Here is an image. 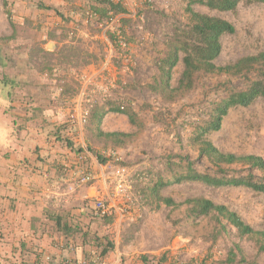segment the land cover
Here are the masks:
<instances>
[{"label":"rangeland","instance_id":"374dc122","mask_svg":"<svg viewBox=\"0 0 264 264\" xmlns=\"http://www.w3.org/2000/svg\"><path fill=\"white\" fill-rule=\"evenodd\" d=\"M85 1L82 7L85 13L80 17L85 22L90 21L87 24L89 31L101 34L98 22L89 16L93 14V1ZM124 1V15L131 11L136 14L134 19L122 18L118 22V29L123 31L128 48L123 56L117 55L114 61L116 72L105 71L108 80L98 81V85L93 84L89 88L90 96L86 106L89 118L96 107L102 108L103 117L108 111L126 115L128 118L125 117V122L118 130L124 129L123 125L128 124L134 132L131 134L133 138L124 146L116 147L111 140L97 135L92 117L84 128L91 136L89 139L92 149L98 152L106 150L105 154H101L105 159L127 166L130 169L129 182L133 188H140L138 191L141 190L148 200L144 204L147 205L146 209L138 213L140 217L133 212L125 222L126 233H141V242L149 250L160 251L158 256L151 255L156 259L154 264H191L202 260L208 261V264H223L234 243L242 248L245 257V263L242 264H264V254H258L256 242L246 237L239 238L233 228L212 243L209 239L215 233L213 221L208 217L191 218L186 205V201L190 199L211 200L217 205L227 206L247 224L260 231L264 230V194L244 187L211 188L200 183L176 182L177 178L187 173L188 162L184 157L188 155L194 160L198 155V148L191 140L199 132L198 128L203 127L208 120L212 106L228 98L231 91L246 90L249 85L247 77L255 80L256 74L244 77L200 73L195 76L191 89H182L174 95V99L163 100L151 92L147 85L161 77L157 63L165 57L177 27L189 24L186 9L193 0ZM21 2L27 3V7L34 11L47 9L43 0ZM193 9L225 19L236 29L234 35L222 38V52L216 61L218 66L234 64L243 58L264 52V4L240 5L236 13L213 11L199 3H195ZM41 16L42 14L37 15L36 20H41ZM62 17L66 23L75 22V16L67 14ZM101 23L105 24L106 21ZM108 36L112 42L116 40L115 34L109 33ZM18 38L17 34L0 36V48L7 60L5 65H0V78H17L24 70L23 64L11 58L12 53L21 50L16 46ZM56 38L58 37L49 36L31 48L29 65L32 70L52 77L57 86L69 85L66 90L69 94V100L66 101L68 105L78 93L81 76L86 68H100L106 56L107 45L98 41L99 50L92 52L85 47L87 41L84 38L77 37L70 28H62L60 40L74 43L63 48L65 57L62 60L55 56ZM48 41L55 44L53 50L44 47ZM43 51L54 54L52 57H45ZM183 70L181 61L172 74L173 88L179 87ZM112 120L115 122L121 118L117 116ZM206 138L221 152L257 155L264 159V101L258 100L248 108L231 109L223 120L221 130ZM86 145L89 146V142L86 141ZM137 164L141 165L135 167ZM195 168L203 171L205 166L197 164ZM159 183H164L165 186L160 188L158 196L171 198L178 206L168 207L154 197L151 189ZM178 237L184 241L178 240ZM239 259L240 256L237 261Z\"/></svg>","mask_w":264,"mask_h":264},{"label":"crops","instance_id":"0c3cea01","mask_svg":"<svg viewBox=\"0 0 264 264\" xmlns=\"http://www.w3.org/2000/svg\"><path fill=\"white\" fill-rule=\"evenodd\" d=\"M21 1L5 0L6 6L4 0L0 2V36H19L16 46L21 50L12 53L11 58L24 65L21 75L15 78L20 84L8 94H0V264H97L94 256L106 264L118 259L123 264H143L142 255L158 256L160 251L149 250L141 242V233H126L127 220L117 213L110 219L93 216L95 200L111 199L113 187L103 178L97 157L88 151L92 148L89 131L70 122V107L76 98L67 105L68 94L56 85V80L29 65V50L49 36L58 37L54 40L56 57L74 44L60 40L62 28H70L77 37L84 38L85 47L92 52L99 50L98 41L104 43L102 34L89 31L81 19L85 0H43L45 11H34ZM39 14L41 20L37 21ZM67 14L75 16V22L66 23L62 16ZM50 42L44 45L46 49ZM94 69L89 66L83 74ZM117 116L121 120L114 122ZM125 117L108 111L101 131L134 133L128 124L118 130ZM65 140L71 141L72 147ZM79 149L81 153H77ZM105 151L96 152L101 155ZM81 171L95 175L92 185L79 183ZM138 189L132 191L133 212L140 217L138 213L146 209L148 200ZM56 219H61L62 225L80 226L79 233L66 236L56 226ZM106 245L112 248L101 256Z\"/></svg>","mask_w":264,"mask_h":264},{"label":"trees","instance_id":"16d2710c","mask_svg":"<svg viewBox=\"0 0 264 264\" xmlns=\"http://www.w3.org/2000/svg\"><path fill=\"white\" fill-rule=\"evenodd\" d=\"M92 1L93 15L98 23L110 21L116 16L126 13V9L119 2L109 0ZM195 3L203 4L213 11L236 13L240 5L264 4V0H193L186 9L189 24L177 27L173 38L168 44L165 57L157 63L161 77L156 79L154 83L147 85L148 89L159 95L163 100L169 101L174 99V95L182 89H191L194 85L195 76L200 73L244 77L255 73L257 79L251 80L247 77L249 85L246 90L231 91L228 98L220 100L212 106L208 120L203 127L198 128L199 132L191 140L198 148V155L194 160L188 155L184 157L188 162L187 173L185 176L177 178L176 182L200 183L211 188L244 187L256 193L264 194V159L262 157L221 152L206 138L209 134L221 130L223 120L231 109L248 108L258 100L264 101V52L243 58L234 64L223 67L218 66L216 61L222 52V38L227 35H234L236 29L232 23L225 19L194 11L193 5ZM41 7L43 8L42 5ZM43 53L45 57H52L54 54L47 51H43ZM64 55L65 52L62 50L59 57L63 60ZM6 61L0 48V65H5ZM181 61L184 70L180 85L178 88H173L171 84L172 74ZM19 84L15 78L1 77L0 94L2 92L8 94L9 90ZM60 88L68 94L66 90L69 89V85L65 84ZM93 111L92 122L98 136L111 140L116 147L124 146L133 138L131 134L120 132L103 133L100 128L103 119L102 108L96 107ZM65 143L69 147L73 145L69 140H65ZM88 151L97 157L100 164L109 162L92 148H88ZM81 152L82 149L77 151V153ZM197 164H204V170L198 171L195 168ZM122 165L124 166V164ZM163 186H165L164 183H159L151 189L154 197L161 204L168 207L178 206L173 199L158 196V192ZM186 205L188 206L187 213L191 218L208 217L213 221L215 233L209 239L212 243H215L223 233L233 228L239 238L244 239L246 237L255 241L258 254H264V230H255L239 214L230 210L227 206L217 205L205 198L187 200ZM56 223V226L66 236L76 235L80 231V226L62 225L61 219H56ZM111 248L110 245L104 246L101 256L105 255ZM238 256H240V259L237 261ZM154 260H156L155 257L151 255L140 257L143 264H154ZM242 263H245L242 248L239 244L234 243L233 249L229 251V255L223 264ZM191 264H208V261L202 260L199 263L193 261Z\"/></svg>","mask_w":264,"mask_h":264},{"label":"built area","instance_id":"2783aa9c","mask_svg":"<svg viewBox=\"0 0 264 264\" xmlns=\"http://www.w3.org/2000/svg\"><path fill=\"white\" fill-rule=\"evenodd\" d=\"M112 2H119L126 6L124 0H109ZM130 12V11H129ZM135 13L132 11L127 15L120 14L114 19L107 21L105 24L97 23V26L102 30L103 42L107 45L106 56L101 62L98 69H94L81 76L80 87L76 95L75 101L70 107V122L84 129L89 119V111L87 109L88 96L90 87L97 81L105 82L108 80L104 73L105 71L116 72L114 61L117 55L123 56L128 48V43L123 35V31L118 29V22L122 18L134 19ZM91 19L95 20L93 14L89 15ZM86 20V25L89 24ZM109 33L115 34L116 40L112 42L108 36ZM83 155L80 157L83 159ZM100 171L103 178L113 187V197L109 200L98 198L95 200L94 216L100 219H110L117 213L122 220H128L133 213V186L129 182L130 169L127 166L117 165L115 162L109 161L105 164H100ZM142 178V177H141ZM96 180L95 175L89 171H81L79 176V183L83 186H89ZM94 261L97 264H106L101 257L94 256ZM114 264H123L118 259Z\"/></svg>","mask_w":264,"mask_h":264},{"label":"water","instance_id":"95a60500","mask_svg":"<svg viewBox=\"0 0 264 264\" xmlns=\"http://www.w3.org/2000/svg\"><path fill=\"white\" fill-rule=\"evenodd\" d=\"M47 47H48L49 50H53L55 48V44L54 43H49Z\"/></svg>","mask_w":264,"mask_h":264}]
</instances>
